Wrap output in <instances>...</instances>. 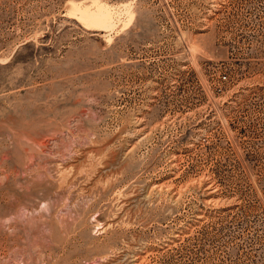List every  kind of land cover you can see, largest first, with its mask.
Returning <instances> with one entry per match:
<instances>
[{"label": "rangeland", "instance_id": "1", "mask_svg": "<svg viewBox=\"0 0 264 264\" xmlns=\"http://www.w3.org/2000/svg\"><path fill=\"white\" fill-rule=\"evenodd\" d=\"M0 264H264V0H0Z\"/></svg>", "mask_w": 264, "mask_h": 264}]
</instances>
